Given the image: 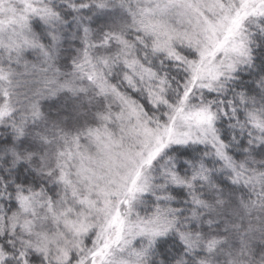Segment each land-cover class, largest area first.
Returning <instances> with one entry per match:
<instances>
[{
  "label": "snow or ice",
  "instance_id": "1",
  "mask_svg": "<svg viewBox=\"0 0 264 264\" xmlns=\"http://www.w3.org/2000/svg\"><path fill=\"white\" fill-rule=\"evenodd\" d=\"M0 264H264V0H0Z\"/></svg>",
  "mask_w": 264,
  "mask_h": 264
}]
</instances>
